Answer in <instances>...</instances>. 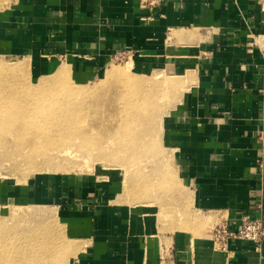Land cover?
Masks as SVG:
<instances>
[{
  "label": "crops",
  "instance_id": "1",
  "mask_svg": "<svg viewBox=\"0 0 264 264\" xmlns=\"http://www.w3.org/2000/svg\"><path fill=\"white\" fill-rule=\"evenodd\" d=\"M0 43L38 73L66 65L95 78L125 56L187 83L166 135L190 219L163 221L153 200L121 202L95 184L71 207L73 264H264V243L213 238L222 223L264 222V0H17L0 13Z\"/></svg>",
  "mask_w": 264,
  "mask_h": 264
},
{
  "label": "rangeland",
  "instance_id": "2",
  "mask_svg": "<svg viewBox=\"0 0 264 264\" xmlns=\"http://www.w3.org/2000/svg\"><path fill=\"white\" fill-rule=\"evenodd\" d=\"M16 1L9 0L0 6V13ZM128 61L125 56H114L100 76L89 79L75 76L66 65L53 72L45 69L44 73H38L26 54H10L0 43V63L11 70L0 71V83L5 77L10 83H5L10 87L0 91V99L8 96L10 102L18 98L17 102L24 103L34 99L31 90L37 88L36 98L50 100L40 106L41 110L56 111V118L60 120L67 116L74 118V124H65L68 129L63 132V138H57L46 152L37 150L35 161L45 169L40 173L21 156L13 137L6 132L7 127L0 125V184L14 195L0 203V230L9 232L19 218L27 213H39L55 237L61 234L59 254L64 260L60 259L58 264L67 261L73 264L77 257L80 238L73 231L71 207L74 203L78 206L83 191L93 189L95 184L108 187L105 192L121 202L136 204L153 200L161 207L163 221L175 220L178 214L182 226L190 219L187 205L180 202L182 193L175 180V160L166 135L167 115L181 101L187 83L183 78L166 77L160 71H155L159 76L144 72ZM111 67L129 68L131 76L150 81L148 89L122 97L127 89L119 87L121 81L105 79ZM177 83L179 89H176ZM152 112L161 116L159 128L150 123ZM131 115H138L136 122L127 124ZM181 208L184 214L179 212Z\"/></svg>",
  "mask_w": 264,
  "mask_h": 264
},
{
  "label": "bare ground",
  "instance_id": "3",
  "mask_svg": "<svg viewBox=\"0 0 264 264\" xmlns=\"http://www.w3.org/2000/svg\"><path fill=\"white\" fill-rule=\"evenodd\" d=\"M7 1L9 0H0V6L7 3ZM128 63L130 65V62ZM0 71L6 72L11 70L8 67H3V64L0 63ZM154 75L159 76L156 72ZM107 78H113L117 81H121L120 83L122 86L119 87L127 89V93L121 95L122 97L128 95V93L130 92L131 94L133 92L143 93L145 92V89H148L147 86L150 84V81L147 82L145 80L137 79L131 76L129 68L127 67L126 69L112 67L107 69L105 79ZM2 79L3 81L2 83H0V91H2V89L7 90V86L10 87V85L5 84L7 83V78L5 77ZM167 83H170L171 85L170 81H168ZM177 86H179L178 83L176 84V89H179L177 88ZM36 89L37 88H33L31 90L33 91L31 97H33L34 99H26L27 101L24 103L17 102L19 100L18 98H13V101L10 102L8 96H6L7 98L0 99V125H4L5 128L7 127L6 132L10 135V137H13V144L15 143L14 146L18 148L21 156L26 157V160L29 162L35 172L40 173L45 169L41 168L40 163L35 161V158L38 154L37 150L44 149V151L46 152L47 148H49L57 138H59L60 136L63 138V132L65 133V131H67L68 129L66 128L65 124L68 122L73 123L74 118H71L73 116L62 118V116L60 115L62 118V120H60L56 118V111L51 113L41 110L40 106H43V104L45 105L46 101L48 102L50 100L42 99V97L36 98L37 95H39V91H36ZM12 95L15 96V93L13 92ZM19 96L21 97V95ZM47 106H50V103ZM155 112H152V114ZM155 115L152 116V119H150L152 120V122L150 123L154 124V127L159 128L162 119L161 116L160 118L158 117L159 114L157 116ZM131 116L132 117L129 120L127 119V124L129 122V124H133V122H136L134 119H137L136 117L138 115ZM73 130L74 126L71 127L70 132L73 133ZM77 130L79 129L77 128L76 131ZM24 150H27L29 152L25 153ZM44 164H46L45 161ZM15 219L16 218H14L13 220ZM44 220L46 219L41 217L39 213H27L25 216L17 220V222L14 224L13 230L5 232L3 231V229H1L0 264H58L57 262L60 259L61 261H63L64 257L62 256L61 258L59 254V248L61 247V245L58 241L61 234H56L58 236L55 237L53 230L47 225ZM74 252L76 253V251ZM67 262H65V264H68Z\"/></svg>",
  "mask_w": 264,
  "mask_h": 264
},
{
  "label": "built area",
  "instance_id": "4",
  "mask_svg": "<svg viewBox=\"0 0 264 264\" xmlns=\"http://www.w3.org/2000/svg\"><path fill=\"white\" fill-rule=\"evenodd\" d=\"M260 149L264 152V114L261 118V127L258 132ZM213 238L216 244L224 246L229 239H238L255 244L256 250L260 251L264 243V222L260 218L244 217L240 227L236 230L230 229L227 224L218 225L213 231ZM159 264H173L171 260H161Z\"/></svg>",
  "mask_w": 264,
  "mask_h": 264
}]
</instances>
